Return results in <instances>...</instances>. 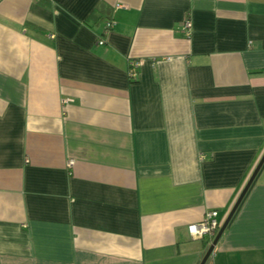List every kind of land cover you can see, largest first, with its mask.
<instances>
[{
  "label": "crops",
  "instance_id": "0c3cea01",
  "mask_svg": "<svg viewBox=\"0 0 264 264\" xmlns=\"http://www.w3.org/2000/svg\"><path fill=\"white\" fill-rule=\"evenodd\" d=\"M263 153L264 0H0V264H199ZM205 264H264V163Z\"/></svg>",
  "mask_w": 264,
  "mask_h": 264
},
{
  "label": "built area",
  "instance_id": "2783aa9c",
  "mask_svg": "<svg viewBox=\"0 0 264 264\" xmlns=\"http://www.w3.org/2000/svg\"><path fill=\"white\" fill-rule=\"evenodd\" d=\"M111 25V21L108 22V26L105 29V32L108 31V28ZM183 30L187 35H190L192 30V21L190 19H186L183 23ZM104 38L101 37L99 39V43H104ZM139 64L138 60H130L129 61V75L130 77H135L137 74V66ZM75 163V159L70 158L67 161V166L72 167ZM223 221L219 219V210L218 209H209L206 211L204 217L196 222L190 223L188 225L189 233L198 238L207 237L209 239V243L213 241L217 231L222 225Z\"/></svg>",
  "mask_w": 264,
  "mask_h": 264
},
{
  "label": "water",
  "instance_id": "95a60500",
  "mask_svg": "<svg viewBox=\"0 0 264 264\" xmlns=\"http://www.w3.org/2000/svg\"><path fill=\"white\" fill-rule=\"evenodd\" d=\"M264 163V153L262 154V156L260 157L259 162L257 163L256 167L254 168L253 172L251 173L250 177L248 178L246 184L244 185L243 189L241 190V193L239 194L237 200L235 201V203L233 204L232 208L230 209L227 217L225 218V220L223 221L222 225L220 226L219 230L217 231L215 237L213 238L212 243L209 245L206 253L204 254L202 260L200 261L199 264H205L206 260L208 259V257L210 256V254L213 252V249L216 245V243L218 242L220 236L222 235L223 231L225 230L226 226L228 225L231 217L233 216V214L235 213L236 209L238 208L240 202L242 201L243 197L245 196L247 190L249 189V187L251 186L252 182L254 181L258 171L260 170L261 166Z\"/></svg>",
  "mask_w": 264,
  "mask_h": 264
},
{
  "label": "trees",
  "instance_id": "16d2710c",
  "mask_svg": "<svg viewBox=\"0 0 264 264\" xmlns=\"http://www.w3.org/2000/svg\"><path fill=\"white\" fill-rule=\"evenodd\" d=\"M95 15V14H94Z\"/></svg>",
  "mask_w": 264,
  "mask_h": 264
}]
</instances>
